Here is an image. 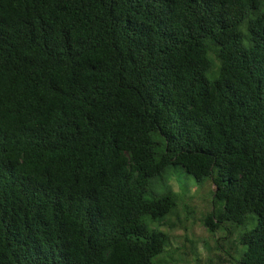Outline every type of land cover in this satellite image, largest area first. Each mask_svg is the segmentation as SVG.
I'll list each match as a JSON object with an SVG mask.
<instances>
[{"label":"trees","instance_id":"trees-1","mask_svg":"<svg viewBox=\"0 0 264 264\" xmlns=\"http://www.w3.org/2000/svg\"><path fill=\"white\" fill-rule=\"evenodd\" d=\"M200 246L264 264V0H0V264Z\"/></svg>","mask_w":264,"mask_h":264},{"label":"rangeland","instance_id":"rangeland-1","mask_svg":"<svg viewBox=\"0 0 264 264\" xmlns=\"http://www.w3.org/2000/svg\"><path fill=\"white\" fill-rule=\"evenodd\" d=\"M193 232L198 237L207 238L209 236L208 232L206 231V228L204 226H202L201 224H196V225H194V227H190L188 230H184L183 228L175 230L174 235L177 238L175 237V240L173 242H174V247H175L174 248V251H175L174 256L176 258H181V257L187 258L188 254L190 253V249L182 247V244H183L182 242L184 241L183 237L185 236V234H190V235L192 234L193 235ZM216 236H219V234L217 233ZM215 238H217V237H215ZM211 242H212V244L215 245V239H211ZM200 247L203 250V254L205 255V258H206L204 260L203 264H228V262H226L222 258L217 259L215 254H213V255H211V257H209L207 250L205 248H203V246H200ZM220 252L222 254L224 253L223 250H221ZM188 258H190V257L188 256ZM209 258H212L213 261H209ZM179 264H193V262L191 260L189 263L180 262Z\"/></svg>","mask_w":264,"mask_h":264}]
</instances>
